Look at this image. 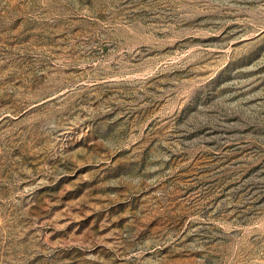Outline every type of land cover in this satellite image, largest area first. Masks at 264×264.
Masks as SVG:
<instances>
[{
  "label": "rangeland",
  "instance_id": "374dc122",
  "mask_svg": "<svg viewBox=\"0 0 264 264\" xmlns=\"http://www.w3.org/2000/svg\"><path fill=\"white\" fill-rule=\"evenodd\" d=\"M0 264H264V0H0Z\"/></svg>",
  "mask_w": 264,
  "mask_h": 264
}]
</instances>
